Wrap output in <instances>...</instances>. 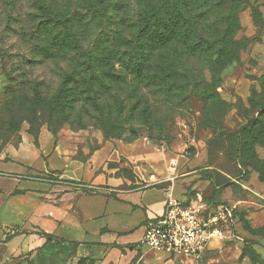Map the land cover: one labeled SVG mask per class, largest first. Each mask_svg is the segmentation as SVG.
<instances>
[{"label":"rangeland","instance_id":"1","mask_svg":"<svg viewBox=\"0 0 264 264\" xmlns=\"http://www.w3.org/2000/svg\"><path fill=\"white\" fill-rule=\"evenodd\" d=\"M104 1V8L108 9H98L99 13H105L102 22L107 19V31L111 29L114 15L124 19L128 28L134 25L135 14L142 7L157 3V0ZM54 2L60 8L69 4V0L51 1ZM214 2V9H206L205 6V9L185 11L189 12L187 24L228 30L229 36L237 42L235 60L216 68L213 78L215 92L201 88L186 93L183 104L172 109L161 107L158 113L149 117V128L136 127L133 135L125 130L109 135L103 133L92 118H79L77 105L73 111L67 103L51 112L47 109L43 100H49L63 84L65 93L69 94L68 101L72 98L74 90L71 87L75 81L71 77L72 61L75 57L82 59L83 55L70 52L59 55L55 60L44 61L41 38L37 34L33 38L24 32L19 34L26 27V19L22 17L23 22H17V12L19 9H23L21 13L25 12L29 1L7 0L5 6L4 0H0V13H3L2 8L10 10L7 20L0 15V142L17 144L25 138L31 147L38 148L49 138L64 137V144L72 148L71 156L83 164V177L75 184L84 193L107 191L114 194L116 190L145 188L155 176L156 179H166L161 183L166 186L177 183L185 200L203 204L209 210L229 205L247 215L249 200L261 203L248 190V179L252 176L264 177V136L257 137L253 129H249L251 133L243 129L249 121L258 117L260 106L264 103V0H224L223 5H219L220 0ZM190 6L196 7L195 4ZM200 14L210 17L204 23L206 27L199 17H193ZM93 25H97L96 20L87 27L90 28L87 34L82 31L81 39L76 38V46L80 42L82 51L86 50V43L92 45ZM133 31L135 28L131 26L129 32ZM110 34L108 32L104 38L96 39L95 48L105 50L106 55L99 62L115 80L123 76L122 67L130 61L124 54L122 39L117 40ZM205 77L208 79L209 75L205 74ZM121 87V84H115L114 88L106 87L109 91L106 104L112 110L126 104L119 95ZM161 97L157 94L153 99L158 101ZM217 101L224 104L221 109L216 107ZM123 113L124 117L118 116L120 123L130 119L126 110ZM164 117L167 118L164 120ZM140 121L135 118L134 124ZM137 139L146 142L137 159V169L141 175L148 177L149 182L137 179L133 166L123 161L128 153L123 154L117 146L118 143L122 145ZM188 171L192 172L189 184L184 179L186 174L181 175V172ZM206 175L222 185L213 190L209 180L204 178ZM112 178L121 183L116 187L109 184L108 180ZM169 190L175 193L171 187ZM245 221V225L236 221L229 229H224L223 237L213 239L211 250H206L207 244L199 259L177 261L178 264H242L241 249L252 258L251 243L264 244L263 233H251L246 216ZM17 231L26 232L12 228L10 234ZM31 233L41 235L35 230ZM29 243L31 248H24L16 256V264H86L82 259L87 258L78 255L74 243L58 239L42 243L32 240ZM144 248L141 249L144 260L152 263L156 258L152 252H144ZM208 252L213 254L206 263L202 257Z\"/></svg>","mask_w":264,"mask_h":264},{"label":"trees","instance_id":"2","mask_svg":"<svg viewBox=\"0 0 264 264\" xmlns=\"http://www.w3.org/2000/svg\"><path fill=\"white\" fill-rule=\"evenodd\" d=\"M28 1L27 10L21 13L23 9H19L17 12V22H23L22 17L26 19V27L20 30L19 34L24 32L32 38L37 34L41 38L44 48L40 49L44 52V61L55 60L59 55H68L70 52L83 55L82 59L75 57L72 61L74 67L71 77L75 80L71 87L74 90L72 98L68 101L69 94L65 93L63 84L49 100H43L47 109L51 112L67 103L69 109L73 111L77 105L79 118L85 116L92 118L97 127L109 135L118 134L122 130L133 135L136 127L149 128L151 126L149 117L158 113L161 107L172 109L183 104L186 93L201 88L214 93L216 84L213 83V78L216 76L217 66L222 68L235 60L238 51L237 42L234 41V37L229 36L228 30L219 31L211 25V29H208L198 28L196 23L194 26L187 24L186 16H189V12L185 9H205V6L206 9H214L216 5L214 0H157L156 4L142 7L135 14L134 25L128 28L124 19L114 15L109 31L107 19L102 22L105 13H99L98 9V7L108 9L104 8L106 2L104 0H69V4L62 8L55 2L51 3L53 0ZM220 1L219 5H223L224 0ZM4 3L7 6V0H4ZM191 4H195L196 7L193 8ZM2 10L3 13L0 15L7 20L10 10L7 11L6 8ZM207 14L193 17L196 19L199 17L205 26V21L210 18ZM95 20L97 25H93L95 30L92 33V45L88 46L89 43H86L87 48L82 51L80 42L76 46V38L81 39L82 31L87 34L90 29L87 27ZM131 26L135 28L132 33L129 32ZM108 32L117 40L119 38L123 40L121 42L124 54L130 61L126 67H122L125 72L123 76L115 80L99 62L102 60L101 57H105V50L95 48L96 39L104 38ZM205 74L209 75L208 79ZM95 82H98V85H95ZM115 84L122 85L119 95H122L126 104L112 110L110 105L106 104L109 95L106 87L114 88ZM157 94L162 96L158 101L153 99ZM217 102L219 105L216 103V107L221 109L224 104ZM125 110L126 116L130 119L120 123L118 116L124 117ZM135 118L141 120L137 125L134 124ZM166 118L164 117V120ZM243 129H248L250 133L249 129H253L257 137L264 136V103L260 106L258 117L249 121ZM204 178L209 180L213 190L222 185L213 182L208 175ZM259 179L264 180V177ZM233 214L238 222L246 224L243 213L233 209ZM247 227L251 233L262 231L264 239V226L257 229ZM40 233L44 242L58 239L53 235ZM250 249L252 258L244 251L242 255H247L253 263L264 264V259L252 249V246Z\"/></svg>","mask_w":264,"mask_h":264},{"label":"crops","instance_id":"3","mask_svg":"<svg viewBox=\"0 0 264 264\" xmlns=\"http://www.w3.org/2000/svg\"><path fill=\"white\" fill-rule=\"evenodd\" d=\"M145 140L118 143L124 162L131 164L138 180L149 182L137 169V159ZM32 148V149H31ZM72 148L64 144V137L49 138L35 148L25 138L17 144L0 142V264H16V256L24 248L30 249V241L42 243L44 238L31 231L44 232L63 241L77 244L78 255L86 257V264H178L163 260L164 255L147 263L142 250L137 248L144 235L148 219L160 214L166 199V190H174L175 197L188 201L177 183L166 186L163 178L146 184L145 188L84 193L75 182L84 174L83 164L73 158ZM190 171L181 172L190 183ZM49 177V178H48ZM109 184L118 186L121 181L109 179ZM248 190L261 200L248 201L246 220L250 228L264 226V180L254 176L248 179ZM24 229L25 233H11L10 229ZM208 243L206 250L213 245ZM29 243V245H28ZM252 249L264 259V244L252 243ZM213 252L203 255L208 262ZM242 264H256L242 255ZM250 262V263H247Z\"/></svg>","mask_w":264,"mask_h":264},{"label":"built area","instance_id":"4","mask_svg":"<svg viewBox=\"0 0 264 264\" xmlns=\"http://www.w3.org/2000/svg\"><path fill=\"white\" fill-rule=\"evenodd\" d=\"M233 209L221 205L209 210L203 204L184 203L167 189L162 212L146 221L137 248L162 254L165 261H195L211 240L221 239L223 230L237 221Z\"/></svg>","mask_w":264,"mask_h":264}]
</instances>
